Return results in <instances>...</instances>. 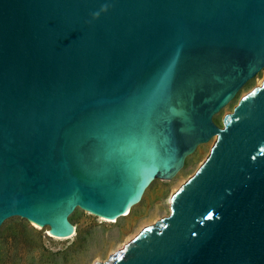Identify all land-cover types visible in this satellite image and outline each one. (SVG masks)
I'll use <instances>...</instances> for the list:
<instances>
[{
  "label": "water",
  "instance_id": "water-1",
  "mask_svg": "<svg viewBox=\"0 0 264 264\" xmlns=\"http://www.w3.org/2000/svg\"><path fill=\"white\" fill-rule=\"evenodd\" d=\"M263 70L264 0H0V228L122 218L217 137L102 264H264V82L214 122Z\"/></svg>",
  "mask_w": 264,
  "mask_h": 264
},
{
  "label": "rangeland",
  "instance_id": "rangeland-1",
  "mask_svg": "<svg viewBox=\"0 0 264 264\" xmlns=\"http://www.w3.org/2000/svg\"><path fill=\"white\" fill-rule=\"evenodd\" d=\"M263 82L264 70L214 117L215 124L224 128L226 117L234 113L240 102ZM216 142L217 137H214L200 145L169 182H153L141 202L134 206L131 216L121 218L117 224H101L90 212L78 208L70 217V222L78 229L76 237L59 243L26 219L14 217L7 220L0 228V264H94L99 259L107 261L131 242L127 244L128 238L133 236L134 240L145 228L155 226L171 215L174 196L199 171Z\"/></svg>",
  "mask_w": 264,
  "mask_h": 264
},
{
  "label": "bare ground",
  "instance_id": "bare-ground-1",
  "mask_svg": "<svg viewBox=\"0 0 264 264\" xmlns=\"http://www.w3.org/2000/svg\"><path fill=\"white\" fill-rule=\"evenodd\" d=\"M234 100V99H233ZM233 100L232 101H228L227 103H226V105H225V107L223 108V109H225L226 107H228L232 102H233ZM153 180V179H152ZM152 180L147 184V186L145 187V189L143 190V192L141 193V196H140V199H139V201H137V202H135L134 204H138V203H140L141 202V200H142V198H143V196H144V194L146 193V191H147V189L151 186V184L153 183L152 182ZM134 204L130 207V209H129V212L127 213V214H125L123 217H122V219L123 218H125V217H130L131 216V214H132V210H133V208H134ZM74 208V207H73ZM72 208V209H73ZM70 212V211H69ZM69 212H68V214H69ZM89 212V211H88ZM91 213V215H94L95 217H97L98 219H99V222L101 223V224H108V225H113V224H117V223H119V221H120V219H121V217H116V219L115 220H108V219H106V218H104V217H101V216H99V215H95V213H92V212H90ZM68 214H67V216H66V218H67V221H68V223L70 224V225H72L74 228H75V232L72 234V235H70V236H68V237H64V238H55V237H52V236H50V235H48L46 232L47 231H50V230H52V229H50V228H43V227H41V228H37V227H35L34 226V224L32 223V221L30 222L37 230H45L46 232H45V235L47 236V237H49V238H51L52 240H54L55 242H59V243H62V242H65V241H70V240H73L75 237H76V235H77V227L75 226V225H73L71 222H70V218L68 217ZM106 234V233H105ZM109 235V234H108ZM108 235H106V238H108L109 236ZM132 237V238H131ZM130 238H128L127 240H126V242H127V244L129 243V241H132L133 240V236H131ZM135 237V236H134ZM125 244V243H124ZM125 246V245H124ZM123 246V247H124ZM123 247L122 248H120V249H123ZM62 249H58V251H61ZM118 250V249H117ZM116 252V251H115ZM86 258V257H85ZM104 262H106V261H102L101 259H99L96 263H94V264H102V263H104Z\"/></svg>",
  "mask_w": 264,
  "mask_h": 264
}]
</instances>
